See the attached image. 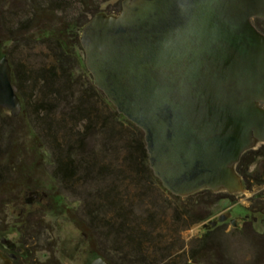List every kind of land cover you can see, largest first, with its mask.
<instances>
[{
  "label": "water",
  "instance_id": "water-1",
  "mask_svg": "<svg viewBox=\"0 0 264 264\" xmlns=\"http://www.w3.org/2000/svg\"><path fill=\"white\" fill-rule=\"evenodd\" d=\"M254 18L264 20V0H123L79 30L94 86L143 132L149 167L174 196L241 192L235 166L264 143V35ZM0 107L21 112L5 56ZM0 264L11 263L0 254Z\"/></svg>",
  "mask_w": 264,
  "mask_h": 264
},
{
  "label": "trees",
  "instance_id": "trees-1",
  "mask_svg": "<svg viewBox=\"0 0 264 264\" xmlns=\"http://www.w3.org/2000/svg\"><path fill=\"white\" fill-rule=\"evenodd\" d=\"M11 1L14 6L24 7L22 15L18 16L20 20L6 16ZM100 5L99 0H0V43L14 45L6 58L12 69V84L21 102V112L12 117L3 108L0 110L14 122L21 121L23 116L27 118L23 131L28 137L33 135L36 144L29 147L25 142L19 143L17 153L31 151L33 155H40L38 150H47L53 178L65 191L82 197L83 209L93 225L105 221L106 227L112 228L115 237L112 252H108L112 255L110 258L107 252H98L94 246L93 231L77 223L87 233L90 252H94L95 257H102L110 264H131L133 258L148 260L145 264H180L176 261L179 250L171 254L172 247L162 246L167 233L158 231L164 223L158 214L164 211L157 213L155 207L153 210L142 209L134 204L148 196L140 178L153 174L143 132L117 112L94 86L84 66L79 30L101 12ZM120 10L119 1L110 11L103 12L116 14ZM27 41L42 44L51 52L50 56L42 57L38 66L15 63L12 57L16 50L12 49L27 45ZM4 138L0 132L1 148L6 141ZM23 147L29 148L28 151L24 152ZM248 152L242 154L235 166L238 174H243L239 170L243 161L248 163L254 156L247 155ZM6 156L11 157L8 152ZM29 159H26L27 164ZM5 161H11V158ZM153 178L161 185L154 175ZM127 180H131L134 192L127 186ZM20 186L15 183L9 187L16 190ZM167 193L175 202L170 203L172 225L189 218V224L181 230L199 223L204 214L197 210L201 202L196 200L193 205L180 206V201L223 194L202 190L181 198ZM166 208L169 210L168 206ZM108 213L110 219L106 220ZM88 226L90 228V224ZM199 245L189 250V262L182 261L181 264H192L190 260L200 254ZM161 247L167 250L160 254L158 248ZM153 251L158 252V260L152 256Z\"/></svg>",
  "mask_w": 264,
  "mask_h": 264
},
{
  "label": "rangeland",
  "instance_id": "rangeland-1",
  "mask_svg": "<svg viewBox=\"0 0 264 264\" xmlns=\"http://www.w3.org/2000/svg\"><path fill=\"white\" fill-rule=\"evenodd\" d=\"M100 1V11L103 12L106 10L110 11L114 6L118 4L119 1L121 3L123 0H99V2ZM11 3L13 6L11 5ZM11 3L10 7L7 5L8 10L10 11L8 14H6V16L8 18L14 16L16 20H20L21 18H19L18 16L22 15L24 7H21L18 4L14 6V2L12 1ZM15 11L17 13H14ZM13 46V43H0V58L4 56L9 58V55L7 53L10 47ZM12 51H14L12 58L14 59L15 63H30L33 66H38L39 61L42 57H47L51 54V52H49L47 48L45 49L42 44H36L28 41L27 45L14 48L12 49ZM26 120L27 118L23 116L21 121L14 122L13 119L10 120L7 118V114L4 111L0 110V132L3 133V136L5 137L4 140H8L7 144L6 141L3 143V148L0 147V196H2V193H8V188L10 189L9 186L11 184H39L40 186H43L44 189L46 188L45 190H48L50 195L49 202L53 203L52 207H56L53 208V211L50 210V208L48 207L49 205L47 204V200L41 198L40 194H38L37 199L32 201L30 204H23L20 206H9V202L7 201V199L1 201L0 218H3V223L0 222V237H3L5 243H8L9 246L13 247L14 244L16 245L17 238L19 237L18 228L21 226L19 225L18 220L21 219L22 216L25 217L29 214L28 218L31 219L29 224H35L36 229L29 231L27 234L24 233L21 229L20 230L22 231V236L28 238L30 241H37V239L40 240V245H43V248L40 249L36 247L37 250L39 249V252L37 253L38 259H46L49 256L48 252H51L55 260H57L59 264H86L88 261L94 259L96 254L94 252L91 253L88 251V249L90 248H87V243L85 241L84 235H82V233L76 229L75 226H77V223L80 222L87 229L93 231L94 237L92 240L95 241L94 246L97 248L98 252L102 253L105 251L107 252L106 254H108L107 256L111 258L112 255H109L108 252H112V248L114 247L112 239H114L115 237H113L112 228L106 227V225L104 224L105 221L99 224L95 223L93 225L92 221L86 216L83 209L82 197H80L79 194H72L65 191L61 184H59V182L53 178V166L51 164L52 161L47 150H38L40 151V155H33L31 151L28 152V154L23 152L17 153L16 148L18 147L19 143L23 144V142H25L29 147L35 146L36 144L33 135L32 137L30 135L28 137L26 132L23 131L24 121ZM5 145H7L6 148ZM28 149L29 148L23 147L24 152L28 151ZM7 152L11 157L6 156ZM10 158L11 161H5V159ZM28 158L30 159L29 163L27 164L26 159ZM258 165H262L263 167L261 168H263L264 170V160H258L255 163V165L252 167L253 174H256V172L258 171ZM140 181L142 182L145 193H147L148 196L146 198H141L134 204H136L137 207H141L142 209L147 208L153 210L152 208L155 207V211L158 210L157 213H161L162 210L164 211L161 214H158V217H161L163 218L162 220H164V223L158 228V231L161 233H167L166 238L164 235H161L164 236L162 246H166L169 248L172 247L170 250L171 254L175 250H179V252L177 253L179 255L176 256L178 257L176 258L177 263L181 264L182 261L189 262V250H191L192 248H197V245L199 244L197 241L198 237L205 231L209 230H203L204 225H208L210 224V222L221 219V221L213 226L215 227L228 219V217H225L227 216V210L219 204L215 206L213 210L214 215L208 221L194 224L185 230H181L183 229V226L185 224H189L190 221L189 218H187V220L183 218L182 222H179L178 225H172V211L170 209V203L175 204V202L168 195V191L166 192L162 185L154 180L153 174H145V176H142L140 178ZM127 186H129L132 189V192H134L131 180H127ZM76 191L80 192L79 190ZM32 193L33 192H25L23 197H21L25 200L31 197ZM258 193L262 194L261 198L264 201V188L257 189V191L253 193V195ZM253 195L248 192H242L237 194L235 200L247 206V198ZM21 197L19 196V199H21ZM56 197L59 198V200L55 201ZM196 200L198 202H201L197 210H201L202 214L210 209V198L205 195H201L187 201H180L179 205L190 206L193 205ZM166 206L169 207V210L168 208H166ZM59 210L66 212L67 215L65 213L63 214L62 212H59ZM242 210L243 209L238 205L230 207V211L233 214L241 212ZM136 214L140 216V213ZM165 214H167L166 218L163 217ZM108 218L110 219L109 213L106 214V220ZM254 218V227H256L257 233H262L264 231V212L262 214H255ZM89 224L90 228H88ZM213 227H211L210 229H212ZM240 227L241 226H238V229L233 230L234 227L232 225H227L225 233L221 234L220 237L223 236L222 252L224 254L222 255V257L220 256L221 261L223 262V264H253L252 261L256 258V261L254 263L264 264V254L262 255L261 253V250H263V245L252 244L247 238H241L239 240V236H241L242 234L241 231H239ZM254 237L256 238L257 236ZM249 243H251L252 245H250ZM253 245H255L256 247V249L254 250ZM88 246L91 247V244L89 243ZM16 247L19 246L16 245ZM166 250L162 247L158 248V252L160 254L165 252ZM158 252L154 253L153 251L152 254V256L156 258V260L159 259ZM226 260L228 263H226ZM147 262L149 261L137 260L133 258V260H131L129 263L145 264ZM198 262H200V258Z\"/></svg>",
  "mask_w": 264,
  "mask_h": 264
},
{
  "label": "flooded vegetation",
  "instance_id": "flooded-vegetation-1",
  "mask_svg": "<svg viewBox=\"0 0 264 264\" xmlns=\"http://www.w3.org/2000/svg\"><path fill=\"white\" fill-rule=\"evenodd\" d=\"M251 23L253 26L264 35V20L259 18L252 19ZM262 108H264V103L260 102L259 104ZM248 152V151H247ZM247 155H254L250 159L248 163L243 161V163L240 166V171L243 172V174H238L242 179V185L243 189L241 192L229 194L226 192H220L223 194H215V195H209L210 197V203L211 207L208 211L204 213V217L199 223H203L208 221L214 214L213 210L216 205H221L227 210V216L228 219L217 226L213 227L212 229H209L202 233L198 237V243L200 244V254L196 257L195 260H190L192 264H223L221 261L220 256L222 257L223 254V236L221 234L225 233L226 226L232 225L234 227L233 230L238 229V226H241L239 231H241V236H239V240L241 238H247L252 244H258L263 245V250H261L262 255L264 254V231L262 233H257L256 227H254L255 223V214H262L264 212V201L262 200L261 196L262 194H254L257 189L264 188V170L262 165H258V171L256 174H253L252 167L255 165V163L258 160H264V143L257 144L256 148L250 149ZM246 155V156H247ZM11 190V191H10ZM25 192H33L31 194V197L27 199H23V195ZM242 192H248L252 194L253 196H250L247 198V206L243 205L242 203L236 201V196L239 193ZM38 194H40L41 198L47 200V204L50 210L53 211L52 202H49V192L48 190H45L43 186L40 185H21L16 190L15 189H9L8 193L1 194L0 201H3L7 199L9 202V206L13 205H23V204H30L32 201L36 200L38 197ZM19 196L21 199H19ZM238 205L243 210L241 212L233 214L230 211L231 206ZM28 206V205H27ZM21 209V208H20ZM59 212H62L63 214L66 212H63L62 210H59ZM24 214V213H23ZM67 215V214H66ZM29 214L25 217L22 216L21 219H19V225H21L18 229L19 237L17 238L16 245L19 247H16V245L13 247L9 246L8 243H5L4 238L0 237V254L7 260L10 261L11 264H59L57 260H55L53 254L51 252H48V257L44 260H40L37 258V253L39 252V249L37 250L36 247L42 249L43 245H40V240L37 239V241H30L28 238L22 236V231L24 233H28L29 231L35 230L36 226L35 224L30 225V220L28 218ZM3 218H0V222L3 223ZM197 223V224H199ZM241 223V225H240ZM4 225V224H3ZM75 226V225H74ZM76 229L82 233L85 237V241L87 243V248H90L89 242H88V235L85 231L80 229L79 227L75 226ZM22 231H21V230ZM6 230V229H5ZM4 230V231H5ZM28 236V235H26ZM254 236H257L256 238ZM259 236V237H258ZM255 238V239H254ZM255 241V242H253ZM249 243L250 245H252ZM39 244V245H38ZM36 245V246H35ZM253 250L256 249L255 245H253ZM193 249V248H192ZM191 249V250H192ZM44 250V249H43ZM190 250V251H191ZM50 251V250H48ZM90 252V249H88ZM96 258V257H95ZM200 258V262L199 261ZM93 260V259H92ZM91 260V261H92ZM91 261H88L86 264H90ZM196 261V262H195ZM256 261V258L253 259L252 263ZM195 262V263H194ZM226 263L227 260H226Z\"/></svg>",
  "mask_w": 264,
  "mask_h": 264
}]
</instances>
